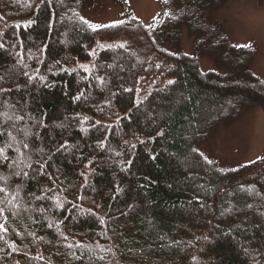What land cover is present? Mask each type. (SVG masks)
I'll use <instances>...</instances> for the list:
<instances>
[{
    "label": "trees",
    "instance_id": "trees-1",
    "mask_svg": "<svg viewBox=\"0 0 264 264\" xmlns=\"http://www.w3.org/2000/svg\"><path fill=\"white\" fill-rule=\"evenodd\" d=\"M56 1L0 0V117L9 112L5 103L12 109L0 123V264H264V151L222 169L197 148L223 123L209 113L214 102L230 101L225 115L232 118L252 106L264 109V81L246 66L252 49L230 44L207 19L229 0H160L162 10L148 25L127 19L98 28L81 18L87 0ZM183 31L194 42L192 59L181 51ZM70 33L71 44L59 45ZM123 43L142 48L138 61ZM9 48L35 56L20 67ZM112 50L117 65L105 74L111 88L78 83L71 74L82 69L81 78L94 77L113 63ZM148 55L151 70L165 60L175 65L169 89L142 70ZM198 55L229 66L198 71ZM233 67L255 90L209 82H229ZM35 69L42 82H27L26 71ZM63 118L65 129L55 125ZM9 165L19 166L20 178ZM17 186L22 198L42 200L25 202L24 212L2 200ZM236 207L234 218L222 213Z\"/></svg>",
    "mask_w": 264,
    "mask_h": 264
},
{
    "label": "rangeland",
    "instance_id": "rangeland-1",
    "mask_svg": "<svg viewBox=\"0 0 264 264\" xmlns=\"http://www.w3.org/2000/svg\"><path fill=\"white\" fill-rule=\"evenodd\" d=\"M61 0L56 1V4H60ZM162 10V5L160 0H87L84 5L81 7L80 14L82 16V19L85 20L91 27H99L104 26L108 24H114L121 22L123 19H133L135 18L139 22L143 24L150 23L158 14L159 11ZM128 11V12H127ZM129 12L132 14H129ZM211 14V16H210ZM211 18L210 20H213L215 24L218 27V31L220 35H225L229 41L230 44H234L237 46H249L252 50L250 51V56H252V59H249L246 62V66H248L247 69H249L255 77L261 79L264 81V0H229L226 2L222 7H220L218 10H214L213 12L209 11L207 19ZM126 19V20H127ZM67 23L71 24L70 21H66ZM73 25V24H71ZM72 27V26H71ZM208 28V27H207ZM14 29V28H13ZM73 29V28H72ZM209 29H211L209 27ZM13 31H16L15 29ZM210 31V30H209ZM73 32V31H72ZM73 35L70 33L68 36H65L59 42V45L66 47L69 44H71ZM224 37V36H223ZM140 37H138V42L140 43ZM225 39V38H223ZM193 39L190 37L189 34H187L185 31L182 32V37L180 39V45H181V51L183 54H186L189 56V59H192L194 55L196 54V51L193 46ZM121 47H125L127 50H131L136 52L134 55L136 57V61L140 59V52H142V48H139V45L136 44H120ZM124 49V50H125ZM1 50V49H0ZM13 48H9L7 53L11 52V55L13 56V59L15 61V65L19 64V66H27V63L31 59L34 58L35 54H32V52L28 53H21L20 55L13 54ZM3 52V51H2ZM125 52V51H123ZM143 53V52H142ZM141 53V55H142ZM151 53V52H150ZM110 54L114 57L113 63L110 65H103V68L99 69V71H94V77L88 78V76H84V78H81V70H78L76 72H72L71 74H74V77L78 80V83L88 84V81L97 85V87L103 89H109L110 83L109 79L105 75L107 70L117 65L118 58L116 55V51H111ZM149 54V53H148ZM139 57H137V56ZM42 57V56H41ZM191 57V58H190ZM149 58V55L147 58L144 59L145 65L143 67L144 73H153L155 75H159L161 80V87L162 91L169 89L172 85L168 82L166 83V78L173 74L176 70V67L174 64L170 63L168 60L163 61V65L160 64L158 68L150 69L147 59ZM223 58V57H222ZM41 59V58H40ZM133 59V58H132ZM24 60H27V63L24 62ZM215 60V61H214ZM168 61V62H166ZM197 64H198V71L207 72L208 70L217 68V72H222L225 67L229 66L225 61L223 60H216L212 59L210 60L209 57L205 56H199L198 59L196 58ZM68 69H71V66H66ZM121 71L125 69V65H118L117 66ZM234 68V67H233ZM235 70V76H232L230 78L229 82H225L223 84H219L216 82L209 81L211 84L215 86H227L229 89L233 88H248L249 90H255L254 87H251L246 83V81H242L239 79L238 71ZM52 68L50 67L47 72H51ZM151 71V72H150ZM35 70L32 71H26V79L27 82L31 80L32 78L36 79V82L41 81L42 82V73ZM58 73V71H57ZM200 73V72H199ZM73 77V78H74ZM92 79V80H91ZM171 85V86H170ZM43 86V85H42ZM3 90H8L6 86H4ZM110 93L115 92L114 87L109 91ZM1 94V93H0ZM85 96H81L78 100L82 101L85 100ZM77 101V102H79ZM206 101V100H205ZM210 101V100H209ZM0 103H4V101H1L0 97ZM205 103V102H203ZM216 109L212 110L210 113L211 116L216 115L214 118H222L223 122L221 124H217L216 127L209 131L205 136H203L202 140L197 145L198 150L210 161H214V164L216 166L222 168V169H231L235 168L237 166H240L242 164H247L250 162L255 161L258 159L263 151H264V109L257 107H249L246 108L243 113L238 115L235 118H232V116L229 114L226 116L225 110L232 106L230 105V101L227 102L225 105H220V103L214 102ZM225 103V101L223 102ZM204 105V104H203ZM201 104V107L203 106ZM8 109L9 112H3V115L0 117V123H6L10 116V110L9 106L5 103V111ZM231 118V119H229ZM226 119H229L226 120ZM227 121V122H226ZM58 128H67L65 119L63 118L62 122L55 123ZM116 129L115 131H117ZM30 131L28 130L25 133L28 134ZM8 136L15 137L13 134H8ZM13 139V138H12ZM71 141V140H70ZM17 140H13L11 144H13V147L16 145L19 147V145L16 144ZM9 144V145H11ZM12 146V145H11ZM68 149L65 150V154H68L73 145L70 143L67 145ZM19 153V152H18ZM29 151H26L23 153L24 157H27V165L33 163L34 159L30 158ZM3 158V153L0 154V159ZM17 162V161H16ZM14 165H9L8 169L13 171L16 178H20L19 175H21V170L18 165L16 167H12ZM206 169V168H205ZM43 172L41 169L38 171V175L42 176ZM2 183L5 187H8L10 184V179L5 177L3 174L1 175ZM22 180H25L23 177ZM242 189L244 185H241ZM249 192V191H248ZM256 192V189L253 191V193ZM1 195L4 192H0ZM11 193V194H10ZM252 193V196L254 195ZM244 194L247 196L249 193H247L244 190ZM43 198V197H42ZM41 197L36 198L35 202L31 200H26L25 198L21 197L20 193V187H15V189L11 192L5 193L4 198L2 200L9 202L12 206H20L22 208V211L24 210L23 206L25 202L28 203H36L40 202L42 200ZM10 200V201H9ZM87 208L88 205L85 204L84 206ZM253 206H245L246 209H251ZM26 208V207H25ZM81 208L74 207L72 214L75 213L76 216L79 215V217H82ZM24 212V211H23ZM223 214H228L231 217L234 218L235 215H238L240 213L238 207L236 208H229V211L222 210ZM257 214V213H256ZM258 215V214H257ZM259 216V215H258ZM243 219V218H242ZM220 222V221H219ZM243 222H246V219H243ZM248 222V221H247ZM222 223V222H220ZM207 228V227H206ZM59 232V231H58ZM212 232V231H211ZM210 232V234H211ZM209 233H206L205 237H207L206 244H212L213 240L209 236H211ZM223 237V236H222ZM210 240V242L208 241ZM222 239V238H221ZM216 240V239H215ZM241 250L245 253L248 252L247 246L242 248ZM246 249V250H245ZM26 256V255H25ZM27 259H30L31 257L26 256ZM42 263V262H41Z\"/></svg>",
    "mask_w": 264,
    "mask_h": 264
},
{
    "label": "snow or ice",
    "instance_id": "snow-or-ice-1",
    "mask_svg": "<svg viewBox=\"0 0 264 264\" xmlns=\"http://www.w3.org/2000/svg\"><path fill=\"white\" fill-rule=\"evenodd\" d=\"M165 2H167V0H165Z\"/></svg>",
    "mask_w": 264,
    "mask_h": 264
}]
</instances>
